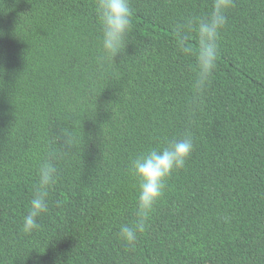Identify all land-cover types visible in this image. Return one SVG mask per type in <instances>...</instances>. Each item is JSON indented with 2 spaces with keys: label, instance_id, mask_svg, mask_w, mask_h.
I'll return each instance as SVG.
<instances>
[{
  "label": "trees",
  "instance_id": "1",
  "mask_svg": "<svg viewBox=\"0 0 264 264\" xmlns=\"http://www.w3.org/2000/svg\"><path fill=\"white\" fill-rule=\"evenodd\" d=\"M129 6L109 61L94 0H0V264H264V0H232L202 87L185 26L212 0ZM186 136L185 166L126 242L131 162ZM45 163L47 211L25 234Z\"/></svg>",
  "mask_w": 264,
  "mask_h": 264
},
{
  "label": "clouds",
  "instance_id": "2",
  "mask_svg": "<svg viewBox=\"0 0 264 264\" xmlns=\"http://www.w3.org/2000/svg\"><path fill=\"white\" fill-rule=\"evenodd\" d=\"M95 11L101 29V60L114 61L125 47V39L131 29L129 0H94ZM232 0H212L210 12L197 21L186 24L188 31L195 33L198 42L196 64L197 84L202 87L215 68L218 40L227 21L226 13ZM179 32L180 29L178 28ZM3 33L0 32V36ZM183 39V36H181ZM187 50V49H186ZM193 150L189 136L170 141L166 147L153 148L137 156L130 164V175L137 181L139 189L133 225H123L120 237L132 243L138 232H143L157 201L162 197L167 178L174 170L181 169ZM56 169L48 163L39 170V186L36 187L27 214L23 217L21 231L30 234L39 228L37 218L47 211L49 187L55 182Z\"/></svg>",
  "mask_w": 264,
  "mask_h": 264
}]
</instances>
